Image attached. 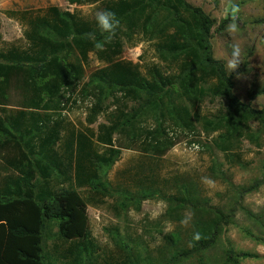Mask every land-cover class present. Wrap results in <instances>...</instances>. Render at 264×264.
<instances>
[{
	"label": "rangeland",
	"instance_id": "obj_1",
	"mask_svg": "<svg viewBox=\"0 0 264 264\" xmlns=\"http://www.w3.org/2000/svg\"><path fill=\"white\" fill-rule=\"evenodd\" d=\"M187 1L216 22L212 43L218 60L224 63L232 46L239 47V67L229 74L234 77V91L243 102L264 109V0ZM100 8V4L69 5L66 0H0V53L40 54L48 44L39 27L43 19L52 20L54 9L92 21ZM230 23L236 24L235 32L225 31ZM154 45L138 38L126 41L121 60L138 65L144 75L152 68L166 76L176 74V65L158 60ZM70 61L76 64L74 54ZM83 64L82 79L64 87L61 83L52 99L36 102L22 71L13 73L0 89V115L19 124L22 131L34 130L37 137L32 144L38 149L39 144L48 146L46 154L60 163L62 174L50 187L74 189L86 203L90 237L65 241L59 237L57 223L48 222L47 260L51 264H166L176 248L190 247L202 221L213 220L212 208L234 214L215 246L203 253L205 264H230L226 258L229 242L237 253L254 255L241 264H264V135L258 123L252 122L251 131L260 133V147L241 137L237 147L222 152L215 146L220 132H205L204 123L223 113L225 103L205 94L193 106L175 85L176 104L191 116V126L142 117L130 134L115 131L134 103L123 94L103 100L101 93L86 86L91 70L103 64L95 54L90 55L88 65ZM160 125L166 138L155 141L152 134ZM114 151L117 159L104 174L94 160L106 162ZM0 167L1 181L9 175L1 157ZM97 175L108 181L110 193L90 187L88 179ZM255 181L259 188L244 193ZM147 188L161 196L122 208L123 195L139 199ZM171 198L174 203L169 202Z\"/></svg>",
	"mask_w": 264,
	"mask_h": 264
},
{
	"label": "trees",
	"instance_id": "obj_2",
	"mask_svg": "<svg viewBox=\"0 0 264 264\" xmlns=\"http://www.w3.org/2000/svg\"><path fill=\"white\" fill-rule=\"evenodd\" d=\"M66 1L69 5L100 4V10H112L119 19L115 36L106 39L94 19L83 20L70 12L54 9L52 20L43 19L39 27L42 40L48 44L40 54L22 57L16 53H0V89L7 86L13 73L22 71L36 102L52 99L61 83L64 87L82 79L83 63L88 65L90 55L95 54L103 65L91 70L86 86L101 93L105 101L123 94L134 103L124 121L113 130L132 132L135 121L142 117L165 122L169 119L172 125L191 126V116L176 104L174 86L177 85L180 96L193 106L205 94L225 103L223 113L204 123L205 132H220L215 145L220 151L233 150L241 137L261 146V135L251 131V124L257 122L264 135V109L254 108L236 95L234 77L214 55L212 30L216 22L202 8L187 0ZM133 38L154 41L158 60L176 65V74L166 76L152 68L144 75L138 65L122 61L126 41ZM73 54L76 64L70 61ZM210 81L215 83L205 88L203 85ZM161 127L154 130L153 140L162 137L165 140ZM36 137L34 130L22 131L19 124H12L0 115V157L4 170L9 173L0 181V264H51L44 250L48 222L52 220L57 223L59 237L65 241L90 237L85 201L74 189L50 187V182L61 176V165L46 154L48 146L39 144L38 149L32 144ZM116 159L117 151H114L108 161L94 162L106 174ZM88 182L99 193L111 192L110 184L100 175L91 176ZM259 186V181H255L244 193L256 191ZM123 196L121 206L126 209L131 202L158 199L161 195L147 188L139 199ZM168 200L174 203V199ZM239 208L243 209L241 205ZM209 211L214 215L213 220L202 221L198 233L190 240V247L176 248L166 264L193 259L196 264H205L203 253L215 246L234 214V211L224 213L212 208ZM169 239L174 240V236ZM253 257L249 253H237L228 243V263L241 264V260Z\"/></svg>",
	"mask_w": 264,
	"mask_h": 264
},
{
	"label": "clouds",
	"instance_id": "obj_3",
	"mask_svg": "<svg viewBox=\"0 0 264 264\" xmlns=\"http://www.w3.org/2000/svg\"><path fill=\"white\" fill-rule=\"evenodd\" d=\"M235 9V6H233ZM95 25L97 29L102 33L106 34L105 38L110 40L116 34V28L119 25V19L116 14L110 9L98 10L94 15ZM236 24L230 23L226 25L225 31L232 33L236 31ZM240 49L238 46L233 45L230 56L224 62V70L231 74L237 70L240 64L239 60Z\"/></svg>",
	"mask_w": 264,
	"mask_h": 264
}]
</instances>
